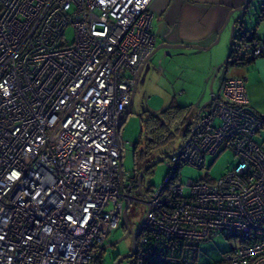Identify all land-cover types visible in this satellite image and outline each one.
I'll return each instance as SVG.
<instances>
[{
    "label": "built area",
    "instance_id": "1",
    "mask_svg": "<svg viewBox=\"0 0 264 264\" xmlns=\"http://www.w3.org/2000/svg\"><path fill=\"white\" fill-rule=\"evenodd\" d=\"M151 1L0 0V264H92L122 227L137 173L117 128L156 45ZM262 56L264 39L236 36L233 61ZM191 130L138 201L132 264H197L218 235L239 243L218 264H264V137L244 79L225 76ZM225 149L231 170L181 181Z\"/></svg>",
    "mask_w": 264,
    "mask_h": 264
},
{
    "label": "crops",
    "instance_id": "2",
    "mask_svg": "<svg viewBox=\"0 0 264 264\" xmlns=\"http://www.w3.org/2000/svg\"><path fill=\"white\" fill-rule=\"evenodd\" d=\"M243 3L244 0H152L148 12L156 36L155 47L183 44L203 48L158 47L140 74L133 100L141 88L148 89L162 78L169 92L165 108L172 102L185 106L186 123L190 124L208 104L211 93L219 88L222 79L229 76L244 79L249 106L264 117V56L242 64L223 65L215 72L230 50V25L238 12L232 13L226 26L225 21L230 11H235ZM262 9L264 4L257 10L255 25L244 26L243 31L234 33L233 37L248 31L264 39V19H258ZM194 108L197 112L191 115ZM127 118L128 115L124 122ZM260 137H264V129Z\"/></svg>",
    "mask_w": 264,
    "mask_h": 264
},
{
    "label": "rangeland",
    "instance_id": "3",
    "mask_svg": "<svg viewBox=\"0 0 264 264\" xmlns=\"http://www.w3.org/2000/svg\"><path fill=\"white\" fill-rule=\"evenodd\" d=\"M264 0H252L249 6V10L246 16L245 26L255 25L257 22V10L261 7ZM70 28L67 30V35L70 36ZM229 50V48H228ZM228 52V51H227ZM142 90L137 93V97L134 98L130 113L127 120L124 122L120 133L119 139L122 143V170L125 176H131L139 172V168L145 161V157L140 155V147L147 139V134L142 130V122L148 115L147 113H159L165 109L167 105V98L169 92L167 85L163 79L160 78L158 83L148 89L141 88ZM195 109V108H194ZM192 109L191 115L197 112V108ZM187 128V125L181 124L179 132L174 138L170 140L167 145L159 144L158 148H154L150 151V157H158L163 154L171 153L178 150L183 144V131ZM135 143V144H134ZM136 145V147H134ZM237 163L233 153L229 149H225L220 153L213 155H206L204 166L197 168L191 165H184L180 168L181 181L186 183L188 179L192 180H217L224 175L227 171L231 170ZM167 172L166 159L155 164L150 172L145 173L142 179V190L144 194H147L150 188L158 186L162 183ZM189 188L186 186L184 193L188 194ZM127 217L128 223L132 230H136L139 222L142 220L145 214V206L138 201H145L146 197L142 195H134ZM125 234L124 229L119 227L113 230L109 236L108 241L105 244L104 250L100 254V260L98 264H113V258L116 254L127 251L130 248V238L122 236ZM122 238V239H121ZM239 243L234 239H227L221 235H218L208 242L201 243L197 264H212L217 261H221L224 258V254L231 250L236 249ZM133 257L123 260L120 264H132Z\"/></svg>",
    "mask_w": 264,
    "mask_h": 264
},
{
    "label": "trees",
    "instance_id": "4",
    "mask_svg": "<svg viewBox=\"0 0 264 264\" xmlns=\"http://www.w3.org/2000/svg\"><path fill=\"white\" fill-rule=\"evenodd\" d=\"M260 17L258 16V19H264V9L259 11ZM237 35V34H236ZM236 39V36L233 37L232 44L230 46V56L229 59L226 62L225 66L230 65H237L242 64L244 62L249 61V59H246L242 63H238L236 61H233L232 58V49L233 44ZM175 103V102H174ZM148 115L142 122V130L147 134V139H145L144 143L140 147V155L141 157H145V162H143L142 166L139 168V170L146 165L149 161L154 159V157H150L149 153L154 148H158L160 146L159 144L167 145L172 138L176 136V134L179 132V127L181 124L187 125V128L183 131L182 136L183 140L188 137L190 134V130L192 127V124L196 118L190 123L187 124L186 122V116H187V110L185 106L178 105V104H170L165 109H163L158 114L153 113H147ZM262 120V129H264V117L260 116ZM152 168V167H151ZM151 168L145 171V173L150 172ZM136 182V181H135ZM103 251L100 250L96 253L92 264H98L100 260V254ZM216 264L219 263V261L214 262Z\"/></svg>",
    "mask_w": 264,
    "mask_h": 264
},
{
    "label": "water",
    "instance_id": "5",
    "mask_svg": "<svg viewBox=\"0 0 264 264\" xmlns=\"http://www.w3.org/2000/svg\"><path fill=\"white\" fill-rule=\"evenodd\" d=\"M251 1L252 0H244V3L240 7H238L235 11H233V10L230 11V13H229V15H228V17H227V19L225 21V26H226V24L228 23L231 15H232V13L238 12L237 15L234 17L231 25H230V28H231L230 46L232 44V40H233L234 33L243 31V27L245 26L246 16H247V13H248L249 6H250ZM158 47H162V48H166V49H171V48H185V47H191V48H195V49L203 48V47H200L199 45L162 44L161 46H156L154 48L152 54L158 49ZM229 56H230V50H229L227 56L225 57V59L222 61V63L216 68L215 72H217L221 66L226 65V62L229 59ZM146 62H147V60L144 62V64H142V66L139 69V72H138V75H137V78H136L134 87H133L132 92H131L130 100L128 102V105L126 107V110L124 111L123 120H122L120 126L117 128V135L118 136H119V132H120L121 125L123 124L124 120L126 119L128 113H129V109H130V106L132 104L133 95H134V92H135V89H136V85H137L138 79L140 77V74H141L144 66L146 65ZM212 94H213V92L211 93V96H210V99L208 100V103L211 101ZM198 113H197V115H198ZM190 131H192V130H190ZM185 143H186V140H184V142L181 145V147ZM177 151L178 150H176L174 152H171V153H167V154L160 155V156L152 159L151 161H149L146 165H144L139 170V172H138V174L136 176V190H135V192H136L137 195L145 196V194H144V192L142 190V179H143V176H144L145 171L148 170L149 168L153 167L158 162L163 161L164 159L168 158L169 156L175 154ZM121 165H122V162L120 161V166ZM129 205H130L129 200H126L125 206H124V210H123V217H122V227H123V229L125 231V234L122 236V238L124 236H126V235H130L131 236V248H130V250L127 253L122 254L121 256H119L113 262V264H120L123 260L128 259V258H131L132 256H134L135 248H136V238H137V235H138V233H139V231H140V229H141V227L143 225V222H144V219H142L140 221V223L138 224V226H137V228H136L135 231H133L131 229V227L129 226L128 217H127ZM104 247H105V245H104ZM104 247L102 248L103 250H104Z\"/></svg>",
    "mask_w": 264,
    "mask_h": 264
},
{
    "label": "flooded vegetation",
    "instance_id": "6",
    "mask_svg": "<svg viewBox=\"0 0 264 264\" xmlns=\"http://www.w3.org/2000/svg\"><path fill=\"white\" fill-rule=\"evenodd\" d=\"M145 174V173H144ZM140 223V222H139ZM141 230V229H140ZM134 231V230H133ZM125 232V231H124ZM140 232V231H139ZM139 234V233H138ZM138 236V235H137ZM126 237H129L130 238V243H131V236L130 235H127ZM137 239V238H136ZM130 248H131V244H130ZM130 248L127 250V251H125V252H122V253H118V254H116L115 256H114V258H113V261H112V263L119 257V256H121L122 254H125V253H127L129 250H130ZM133 257V256H132ZM131 257V258H132Z\"/></svg>",
    "mask_w": 264,
    "mask_h": 264
},
{
    "label": "clouds",
    "instance_id": "7",
    "mask_svg": "<svg viewBox=\"0 0 264 264\" xmlns=\"http://www.w3.org/2000/svg\"><path fill=\"white\" fill-rule=\"evenodd\" d=\"M167 159V158H166ZM137 174H138V172H137ZM137 176V175H136ZM123 228V227H122Z\"/></svg>",
    "mask_w": 264,
    "mask_h": 264
},
{
    "label": "bare ground",
    "instance_id": "8",
    "mask_svg": "<svg viewBox=\"0 0 264 264\" xmlns=\"http://www.w3.org/2000/svg\"><path fill=\"white\" fill-rule=\"evenodd\" d=\"M138 75V74H137ZM136 81V80H135Z\"/></svg>",
    "mask_w": 264,
    "mask_h": 264
}]
</instances>
